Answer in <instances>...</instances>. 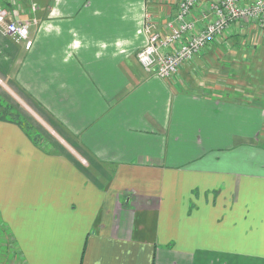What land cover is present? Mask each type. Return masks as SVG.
<instances>
[{
  "label": "crops",
  "instance_id": "0c3cea01",
  "mask_svg": "<svg viewBox=\"0 0 264 264\" xmlns=\"http://www.w3.org/2000/svg\"><path fill=\"white\" fill-rule=\"evenodd\" d=\"M7 1L32 44L0 25V75L67 140L0 119V218L25 264H264L256 26L163 78L137 52L146 14L163 32L179 0Z\"/></svg>",
  "mask_w": 264,
  "mask_h": 264
},
{
  "label": "built area",
  "instance_id": "2783aa9c",
  "mask_svg": "<svg viewBox=\"0 0 264 264\" xmlns=\"http://www.w3.org/2000/svg\"><path fill=\"white\" fill-rule=\"evenodd\" d=\"M12 15L0 3L3 31L27 39L31 46L29 23ZM242 21L254 24L264 35V0H179L174 15L165 19L163 32L157 29L153 13L146 14L148 40L137 52V59L145 71L170 77L204 46L225 34L230 25Z\"/></svg>",
  "mask_w": 264,
  "mask_h": 264
},
{
  "label": "rangeland",
  "instance_id": "374dc122",
  "mask_svg": "<svg viewBox=\"0 0 264 264\" xmlns=\"http://www.w3.org/2000/svg\"><path fill=\"white\" fill-rule=\"evenodd\" d=\"M5 4L7 0H0ZM17 8V7H16ZM16 8H13L16 10ZM0 75V94L14 104L18 111L26 119V123L31 132L34 133L38 142L44 143L45 147L52 149L51 144L65 146L67 140L61 131L50 122V116L43 113L39 107H34L28 102L22 101V97L15 91L16 89ZM27 104V105H26ZM30 105V106H29ZM87 159L82 157V162L87 163ZM0 264H25L17 244L11 236L9 227L0 218Z\"/></svg>",
  "mask_w": 264,
  "mask_h": 264
},
{
  "label": "trees",
  "instance_id": "16d2710c",
  "mask_svg": "<svg viewBox=\"0 0 264 264\" xmlns=\"http://www.w3.org/2000/svg\"><path fill=\"white\" fill-rule=\"evenodd\" d=\"M0 119L17 123L25 130V132L29 134V136L34 141L39 143L36 140L34 133L29 130L25 117H23L21 112L17 110L14 104H12L9 100H6L1 94H0Z\"/></svg>",
  "mask_w": 264,
  "mask_h": 264
}]
</instances>
